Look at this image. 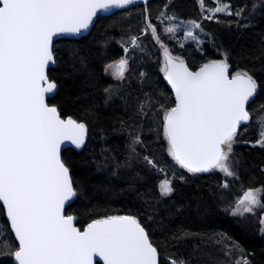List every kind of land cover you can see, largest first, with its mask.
Wrapping results in <instances>:
<instances>
[{"label": "snow or ice", "instance_id": "6c2138e0", "mask_svg": "<svg viewBox=\"0 0 264 264\" xmlns=\"http://www.w3.org/2000/svg\"><path fill=\"white\" fill-rule=\"evenodd\" d=\"M143 2L140 33L122 37L124 55L105 64L104 71L123 80L129 70L128 54L141 48L142 36L150 34L160 46V71L172 95L167 97V103L158 102L157 111L162 115L151 131L157 143L166 146L173 162L171 175L169 168L149 153L141 134L131 131V126L124 160L103 149V160L96 162L98 170L111 163L116 176L119 169H132L142 160L149 171L163 175L157 184L161 198L176 192L177 181L188 183L185 173L196 176L218 172L223 176L217 187L224 210L245 219L257 215V210H264V184L246 187L241 183L240 194L234 200L226 194L241 179L234 145L264 148V103L250 111L261 83L247 68H234L230 52L216 45L215 37L208 42L220 58L192 67L183 55H173L162 35L180 49H185L188 42L195 43L196 51L206 54L202 47L205 41L198 35H207L202 24L177 20L169 14L172 0L156 17L159 25L154 24L148 0ZM197 2L202 19L225 23L218 18V14H224L236 17L238 28L249 26L241 23L249 19L247 5L233 8L231 0H213L214 6L206 0ZM136 3L137 0H0V216L4 218L0 220V247L7 249L0 254L10 256L14 264H161L159 246L138 215L105 211L78 226L77 216L69 214L70 202L79 191L61 145L68 141L77 149L84 146L89 126L84 120L64 115L58 104L47 102L48 94L58 88L48 72L57 60L58 41L89 29L100 13L127 9ZM256 8L253 4V11ZM227 24L231 28L233 21L229 19ZM139 75L143 82L146 74ZM104 93L107 103L115 90L110 85ZM146 103L150 107L151 99L141 102L142 115L147 114ZM254 120L258 139L253 142L243 139V135ZM120 125L123 131L125 122L121 120ZM137 146H142L144 152ZM261 172L264 174V168ZM148 219L152 220L151 215ZM258 219L264 235V214ZM194 235L197 234L181 230L172 239L180 241ZM214 235L226 258L220 264H251L231 237ZM167 260L168 264H193L191 257L169 256Z\"/></svg>", "mask_w": 264, "mask_h": 264}, {"label": "trees", "instance_id": "16d2710c", "mask_svg": "<svg viewBox=\"0 0 264 264\" xmlns=\"http://www.w3.org/2000/svg\"><path fill=\"white\" fill-rule=\"evenodd\" d=\"M166 3L168 0H152L148 3L154 24L159 25L156 17ZM206 3L214 6L213 0H206ZM231 4L233 8L247 5L246 15L249 19L241 23H248V27L238 28L235 23L237 18L224 14H218V18L225 23L202 19L197 0H172L169 14L183 21L196 20L202 24L207 35L199 34L205 41L202 47L206 54L196 51L195 43L188 42L185 49H180L166 41L163 35L162 38L173 55H183L190 66L196 67L207 59L220 58L208 42L210 37H215V44L230 52L233 67L247 68L262 85L250 105L251 111L264 103V0H231ZM253 4L257 5L255 11L252 9ZM143 11V6H134L109 16L99 15L87 35L73 40L61 39L56 45V66L48 72L57 82L58 88L47 102L58 104L64 115L84 120L89 126L86 144L80 152L70 148L62 152L72 169L79 191L68 212L77 216L78 226H83L105 211L138 215L154 243L159 246L161 264H168L169 256L191 257L193 264H220L226 258L215 243L216 233H224L236 241L251 264H264V235L260 233L258 219L264 210H257V215H248L246 219L233 217L225 211L220 200L221 191L217 187L223 180L222 174L215 172L191 176L185 173L188 183L177 181L176 192L171 197L161 198L157 184L163 175L155 170L149 171L142 160L134 164L132 169H119L116 176L112 174L116 169L111 163L106 168L101 165L98 170L96 162L103 160V149L124 160L130 142L128 126H131V131L141 134L149 153H154L160 164L169 168L171 175L173 162L167 156L166 146L158 144L155 132L151 131L162 115L157 111L159 103H167V97L172 95L157 67L162 57L160 46L150 34L142 36L141 48L128 54L129 70L125 72L123 80L113 79L104 71L105 64L124 55L120 46L122 37L140 33ZM229 19L233 21L231 28L227 24ZM73 53L78 55L74 56ZM140 72L146 74L143 82ZM110 85L115 94L105 103L104 88ZM149 98L152 103L150 107L146 103L147 114L142 115L139 106ZM121 120L125 122L123 131L120 130ZM243 139L253 142L258 139L255 120L244 133ZM137 147L138 151L144 152L142 146ZM234 150L241 179L226 194L229 200H234L240 194L241 183L246 187L264 184V174L261 172L264 168V148L238 143L234 145ZM149 215L152 220L148 219ZM3 219L0 216V220ZM181 230L197 235L180 241L172 239ZM4 251L7 249L0 247V253ZM0 264L14 262L10 256L0 254Z\"/></svg>", "mask_w": 264, "mask_h": 264}, {"label": "water", "instance_id": "95a60500", "mask_svg": "<svg viewBox=\"0 0 264 264\" xmlns=\"http://www.w3.org/2000/svg\"><path fill=\"white\" fill-rule=\"evenodd\" d=\"M150 1H152V0H148V3H149ZM134 6H143V7H145V4H144L143 0H137V3H136L135 5H131V6H129L127 9H113V10H112L111 12H109V13H100L99 15H100V16H109V15L115 13V12L128 10V9L134 7ZM95 21H96V19L94 20V23H95ZM93 25H94V24H93ZM93 25H91V26L89 27V29L82 31L80 34H78V35H76V36H74V37L66 38V39H68V40L79 39L80 37H83V36L87 35V34L90 32V30L92 29ZM55 66H56V64L50 65V66H49V69H50V68H54ZM49 69H48V70H49ZM162 79H163L165 85L167 86V88H168V89L170 90V92H171L170 85L167 84V81L164 79V75H163V74H162ZM56 92H57V90H56L54 93H50V94H48L47 101H48L50 98H52V97L56 94ZM171 94H172V93H171ZM84 146H85V145H84ZM84 146H82L81 148L77 149V148H76L74 145H72L70 142L66 141V142H64V143L61 145V150H62V152H63L64 149L70 148V149H72V150L75 151V152H80V151L83 149ZM75 199H76V198H74V200H75ZM74 200H73L72 202H70V203L72 204V203L74 202ZM96 259L98 260V258H96ZM100 264H102V262H100Z\"/></svg>", "mask_w": 264, "mask_h": 264}, {"label": "rangeland", "instance_id": "374dc122", "mask_svg": "<svg viewBox=\"0 0 264 264\" xmlns=\"http://www.w3.org/2000/svg\"><path fill=\"white\" fill-rule=\"evenodd\" d=\"M177 20H180V19H177ZM165 23H167V21H165ZM162 31V30H161ZM181 37L183 36V33L181 32L180 34H179ZM198 35H200L199 33H198ZM165 38V40L166 41H169V42H172L173 44H175L176 46H179L178 44H176L174 41H170V40H168L166 37H164ZM200 38L202 39V37H201V35H200ZM192 43V42H191ZM194 44V43H193ZM162 61V57L160 56V59H159V61H158V63H157V67L160 69V67H161V62ZM146 65H149V63H146ZM162 73V72H161ZM163 74V73H162ZM109 75L113 78V79H116V78H114L112 75H111V72H109Z\"/></svg>", "mask_w": 264, "mask_h": 264}]
</instances>
